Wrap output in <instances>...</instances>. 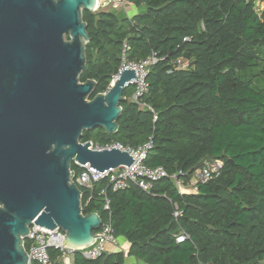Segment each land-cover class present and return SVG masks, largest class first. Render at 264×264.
<instances>
[{
	"label": "trees",
	"instance_id": "16d2710c",
	"mask_svg": "<svg viewBox=\"0 0 264 264\" xmlns=\"http://www.w3.org/2000/svg\"><path fill=\"white\" fill-rule=\"evenodd\" d=\"M126 1L138 8L132 18L114 8L82 10L89 41L79 78L95 80L90 98L109 86L124 42L129 59L154 51L164 60L150 69L139 103L124 90L116 133L84 131L81 142L137 148L151 141L144 164L181 171L185 183L206 163L222 166L193 192H179L168 178L149 191L133 184L115 191L104 178L88 201L81 187L83 213L97 212L129 246L96 259L76 252L74 264H127L129 257L130 264H264V6L257 8V0ZM71 169L76 175L79 166ZM180 233L188 238L177 242Z\"/></svg>",
	"mask_w": 264,
	"mask_h": 264
},
{
	"label": "water",
	"instance_id": "95a60500",
	"mask_svg": "<svg viewBox=\"0 0 264 264\" xmlns=\"http://www.w3.org/2000/svg\"><path fill=\"white\" fill-rule=\"evenodd\" d=\"M97 0H0V264H27L24 245L32 223L60 228L64 244L90 246L102 223L83 213L72 163L100 172L133 158L116 148L96 150L84 131L118 130L135 77L123 69L93 98L94 79L80 81L89 41L82 10Z\"/></svg>",
	"mask_w": 264,
	"mask_h": 264
},
{
	"label": "built area",
	"instance_id": "2783aa9c",
	"mask_svg": "<svg viewBox=\"0 0 264 264\" xmlns=\"http://www.w3.org/2000/svg\"><path fill=\"white\" fill-rule=\"evenodd\" d=\"M128 4L129 2L126 0H97L93 12L105 7L119 8L127 6ZM129 49V44L124 42L120 52V64L117 71L112 76L107 89L114 83V80L119 77L123 69H133L135 77L130 81V85L133 86L131 100L139 103L140 99L148 91L147 75L150 69L157 63L163 61L164 57L152 51L144 59H129ZM175 65L180 68L185 67L183 63H176ZM90 147L96 150L116 148L127 152L134 160L130 166L121 165L105 172H100L89 164L83 165L77 163L79 171L76 175L74 173L73 180L80 189L83 187L89 191L88 201L92 198V191L95 183L104 178L108 179L109 185H111V188L115 191L129 188L131 184L136 185L143 191H149L154 182L163 178H168L174 183L179 192H191L196 189L194 187L196 183H205L209 181L213 174L219 172L222 166V162L219 160L206 163L201 169L196 170L193 177L185 183L178 177L181 171L169 174L160 166L150 168L144 164L146 152L151 147V141L137 148H132L117 141L104 144H94L90 141ZM100 194L105 196L103 208L109 210L110 201L106 197L105 191L102 190ZM174 215L177 216L179 213L176 212ZM187 238L188 236L183 233L176 235L177 242H182ZM64 241L65 233L60 228L48 229L32 223L27 236L24 238V245L25 242L27 243V247L25 248L28 255L27 264H55L48 252L50 248L58 250L59 254L64 256L74 255V253L79 252L81 256L86 259H96L104 254L109 246H119L118 237L114 233L109 222L101 223L100 228L95 231L94 242L88 247L73 249L67 247Z\"/></svg>",
	"mask_w": 264,
	"mask_h": 264
},
{
	"label": "crops",
	"instance_id": "0c3cea01",
	"mask_svg": "<svg viewBox=\"0 0 264 264\" xmlns=\"http://www.w3.org/2000/svg\"><path fill=\"white\" fill-rule=\"evenodd\" d=\"M256 6H257V8L261 9L264 6V2L262 0H260V1L257 0ZM118 10L119 11L121 10L124 13V15L127 16L128 18H132L138 12V8L133 3H130V2L127 5V9L126 8H118ZM131 87L133 90V86H131ZM132 90L129 94H127V97L131 98ZM191 192H193V191H191ZM118 238L120 241L119 246L118 247L109 246L108 250L109 251L121 250L124 253H126L128 250L129 243L123 237H118ZM53 260H54L55 264H74V255H65L64 256V255L59 254ZM132 262H135L134 258H132V257L127 258V264H130Z\"/></svg>",
	"mask_w": 264,
	"mask_h": 264
},
{
	"label": "rangeland",
	"instance_id": "374dc122",
	"mask_svg": "<svg viewBox=\"0 0 264 264\" xmlns=\"http://www.w3.org/2000/svg\"><path fill=\"white\" fill-rule=\"evenodd\" d=\"M123 7H125L126 9H127V6H122V7H119V8H123ZM105 8H112V7H105ZM113 9V8H112ZM114 9H118V8H114ZM131 90H132V87L131 86H129V87H127L126 88V91H127V94H129L130 92H131ZM133 91V90H132ZM95 130H97V128H94V129H91V130H89L88 132H91V133H93V132H95ZM120 241H119V238H118V243H119Z\"/></svg>",
	"mask_w": 264,
	"mask_h": 264
}]
</instances>
